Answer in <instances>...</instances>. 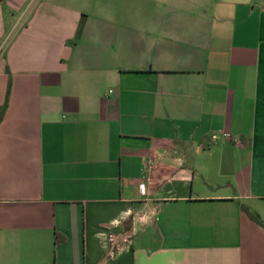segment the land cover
Returning a JSON list of instances; mask_svg holds the SVG:
<instances>
[{"label": "crops", "instance_id": "obj_1", "mask_svg": "<svg viewBox=\"0 0 264 264\" xmlns=\"http://www.w3.org/2000/svg\"><path fill=\"white\" fill-rule=\"evenodd\" d=\"M6 101L0 264H264V0H0Z\"/></svg>", "mask_w": 264, "mask_h": 264}, {"label": "trees", "instance_id": "obj_2", "mask_svg": "<svg viewBox=\"0 0 264 264\" xmlns=\"http://www.w3.org/2000/svg\"><path fill=\"white\" fill-rule=\"evenodd\" d=\"M82 27H83V22L81 21L80 24H79V27H78V33H80V31L82 30ZM7 74H8V70H7ZM9 91H10V81L8 83V90H7V98L9 96ZM7 100V99H6ZM6 107H7V101L3 104V105H0V123L2 122L3 120V117H4V113L6 111ZM255 221H257V218L254 217L253 218Z\"/></svg>", "mask_w": 264, "mask_h": 264}, {"label": "built area", "instance_id": "obj_3", "mask_svg": "<svg viewBox=\"0 0 264 264\" xmlns=\"http://www.w3.org/2000/svg\"><path fill=\"white\" fill-rule=\"evenodd\" d=\"M145 167H146L147 170H149L150 167H151V164L150 163H145ZM138 188H139V193L142 194V193L145 192V184L144 183L139 184Z\"/></svg>", "mask_w": 264, "mask_h": 264}, {"label": "rangeland", "instance_id": "obj_4", "mask_svg": "<svg viewBox=\"0 0 264 264\" xmlns=\"http://www.w3.org/2000/svg\"><path fill=\"white\" fill-rule=\"evenodd\" d=\"M22 18V17H21ZM21 18H20V21H19V23L21 22ZM19 25V24H18Z\"/></svg>", "mask_w": 264, "mask_h": 264}]
</instances>
